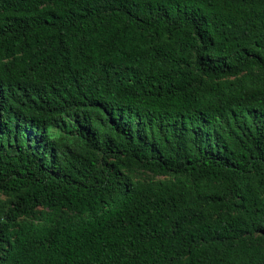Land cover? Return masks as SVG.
Listing matches in <instances>:
<instances>
[{"label":"trees","instance_id":"obj_1","mask_svg":"<svg viewBox=\"0 0 264 264\" xmlns=\"http://www.w3.org/2000/svg\"><path fill=\"white\" fill-rule=\"evenodd\" d=\"M0 192V264H264V0H0Z\"/></svg>","mask_w":264,"mask_h":264},{"label":"rangeland","instance_id":"obj_2","mask_svg":"<svg viewBox=\"0 0 264 264\" xmlns=\"http://www.w3.org/2000/svg\"><path fill=\"white\" fill-rule=\"evenodd\" d=\"M68 121H69V119H68ZM74 130L75 129L71 124L70 125L67 124V125H64L63 128H58V127L54 128L53 134L56 136L72 137V135L74 134ZM125 175L127 176V178H129L130 180H132L134 182H136V181H150V180H164V179L170 178V176L154 175L150 172L143 171V170H137L134 172H127V173H125ZM12 200H13V198L10 195L5 194L3 192H0V208H5V210H7V208L13 206ZM42 213H45L46 215L54 214V213H51V211H49L47 209L39 208L37 216L41 215ZM22 219H24V217Z\"/></svg>","mask_w":264,"mask_h":264}]
</instances>
